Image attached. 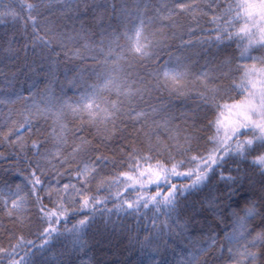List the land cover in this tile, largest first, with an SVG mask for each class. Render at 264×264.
<instances>
[{
    "label": "snow or ice",
    "instance_id": "6c2138e0",
    "mask_svg": "<svg viewBox=\"0 0 264 264\" xmlns=\"http://www.w3.org/2000/svg\"><path fill=\"white\" fill-rule=\"evenodd\" d=\"M21 19L0 33V106L32 101L0 127V264H264V0L0 3Z\"/></svg>",
    "mask_w": 264,
    "mask_h": 264
},
{
    "label": "trees",
    "instance_id": "16d2710c",
    "mask_svg": "<svg viewBox=\"0 0 264 264\" xmlns=\"http://www.w3.org/2000/svg\"><path fill=\"white\" fill-rule=\"evenodd\" d=\"M8 2H12V3H16L17 5H19L20 2H22V0H0V3H8ZM26 2H31V0H26ZM117 2H119V0H117ZM129 2H133V0H129ZM146 3H153V4H159L162 2V0H145ZM164 2L167 3H173V0H164ZM184 2H190V0H184ZM197 2H203V3H207L208 0H197ZM206 10V9H205ZM201 24L205 26V28H207L209 25H207L206 21H201ZM23 27V19H21V21L19 22H13L12 20H8L5 23H0V33H3L5 31H14V30H18L20 28ZM228 53L230 55H233L235 57H239V50L237 49L236 45L233 44L231 46V48L228 49ZM262 53L260 51H254L253 55H261ZM236 63H250V61H241L239 59L236 60ZM93 61L89 60L86 61L85 65H82V67H86L88 65H92ZM61 81L64 80V77L61 76L60 77ZM31 84V81H28L26 84L22 83L20 85V87L17 89V92H22V94L25 97L31 96L32 92L37 91V89H28V85ZM44 87L45 85L41 84L39 86V95L37 96V101L38 102H44ZM3 88V84L0 83V89ZM235 95V93L233 94ZM57 100L58 101H62V100H74L75 98H77V92L75 89H71V88H65L64 93H60L59 89H57ZM11 99L16 100L17 102L5 107V106H0V127H3L4 123H5V119L7 117V115L9 114V110L11 109V112L14 114V119H19V114L21 112H23L27 107L30 106V104L32 103V101H19L17 100L16 96H12ZM193 100H188V101H182V100H177L176 98H172V104H173V112L176 115H179V110H184L185 109V105L186 104H192ZM177 123H179V121H177ZM79 122L76 121L74 124H70V126H78ZM5 132L7 131V128L3 129ZM11 150L10 149H6L5 146L0 145V152L4 153V155H9V152ZM11 161H6L4 162V167H7V164L10 163ZM24 175H27V173H24ZM5 177L4 173H0V181H2ZM10 179L16 183V184H21L22 183V178L21 177H17V176H12L10 177ZM65 182H67V178L65 177ZM45 203L47 204V201H45ZM49 207H51V205H49ZM108 207H113L112 204H109ZM29 208H32L31 205H29ZM28 215H34V209H32V211L28 212ZM151 215V213L149 214ZM113 219H115V217H113ZM0 221H2L5 225H10L11 221L7 219V217L4 216V213L2 211H0ZM126 224L129 225V227H134L135 226V221L131 218H128L127 220L124 221ZM232 221L229 220L228 224L231 225ZM259 224V221H256L252 224L249 225V227H257V225ZM142 226H148L150 227V225H148V221L144 220L142 221ZM221 228L224 227V225L220 226ZM229 230H231V228H229ZM259 230V228H257V231ZM0 235H2V230H0ZM29 239H35L34 236H30ZM0 243H4L5 246H7L6 240L4 239H0ZM185 244H187L188 242L185 241ZM59 246V245H58ZM90 255H96L95 253H92ZM97 259H100L101 257L97 256ZM108 259H114L111 254L109 255V257H107ZM170 260L174 259V258H180L179 257V249L177 251L176 257H173L171 254H169L168 257ZM85 259H88L87 257H85Z\"/></svg>",
    "mask_w": 264,
    "mask_h": 264
}]
</instances>
